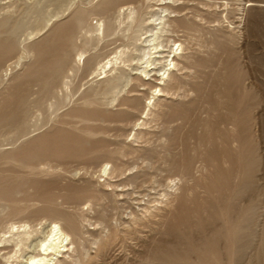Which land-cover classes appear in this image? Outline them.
I'll return each instance as SVG.
<instances>
[{"label": "bare ground", "instance_id": "bare-ground-1", "mask_svg": "<svg viewBox=\"0 0 264 264\" xmlns=\"http://www.w3.org/2000/svg\"><path fill=\"white\" fill-rule=\"evenodd\" d=\"M21 1L0 6V162L10 160L18 163L17 167L0 168V264H97L108 246L120 236L131 230L136 232L140 226L156 231L162 228L178 209L180 199L192 195V187L195 190L202 188L200 192H205V186L200 187L198 182L206 178L212 159L208 158L210 162L206 157L196 159L195 186H189L186 176L180 174L178 181L167 185L156 203L141 205V201L145 203L142 198L140 202L133 203L135 205L129 208L122 222L113 218V223L108 226L97 220L92 228L83 209L75 213L61 207L67 195L74 191L73 187L79 185L82 191H91L85 202L92 209L97 200L120 199L131 194L129 185L139 176L137 173L126 175L127 185L116 189L118 185L113 183L112 177L115 173L125 175L123 167L117 163L102 167L101 183L85 178L77 180L78 184L72 178L59 182L51 179L49 175L53 170L49 166L33 172H22L18 167L33 165V161L60 163V159L79 151L80 147L84 149L80 156L98 149L99 135L105 130L95 122H103L115 113L103 105L114 101L128 105L131 98L121 96L120 92L124 94L122 87L131 83L155 87L157 91L152 90L143 105L144 116L134 124L136 128L130 140L121 142L117 151L120 155L140 153L144 149L140 142L148 140L144 126L156 123L172 112V105L177 100L169 94L178 95V102L184 101L185 104L191 102L192 96L194 98L195 91L184 88L181 77H194L195 74L187 75L182 70L187 64L196 63L200 59L198 54L209 53L213 49V41L199 43V48L194 50L190 43L170 38L169 33L177 28L182 18L172 16V5L163 0L156 4L159 6L157 16L152 10H147L151 7L149 0H140L139 6L129 9L119 8L116 5L118 0H90L87 8L61 21L52 19L67 11L73 0ZM147 14L156 16L153 22H146ZM145 33L149 34L141 39ZM112 35H121L129 42L126 48L100 63L99 56L90 53L91 48ZM15 49H18V61L15 66L6 67V58ZM133 59L143 65L139 74L129 73L124 67ZM157 66L161 70L159 78L155 73L150 74ZM79 71L84 76H94L86 80L87 85L78 90L75 98L72 96L74 99H70L71 77ZM156 79L160 81L156 82ZM106 97L110 98L109 102L104 99ZM211 105L205 103L202 106L201 118L191 141V150L201 153V156L220 144L219 134L212 133L220 127L215 118L220 105L218 102L213 107ZM166 142V139L162 140L163 145ZM235 143L232 139L231 144ZM176 156L164 159L163 163L181 166L183 158L178 160ZM20 200L32 203L22 204ZM16 214H22L21 218L10 220ZM84 234L90 236L86 239L89 246ZM78 246L83 248L81 255ZM3 249L7 251L1 252Z\"/></svg>", "mask_w": 264, "mask_h": 264}, {"label": "rangeland", "instance_id": "rangeland-1", "mask_svg": "<svg viewBox=\"0 0 264 264\" xmlns=\"http://www.w3.org/2000/svg\"><path fill=\"white\" fill-rule=\"evenodd\" d=\"M14 1L22 2L0 0V6ZM89 1L73 0L74 3L67 11L52 20L67 19L79 10L87 8ZM163 1L172 5V16L182 18L177 28L169 33L170 38L177 42L184 40L183 42L190 43L194 50L199 48V43L213 41V49L209 50V53L198 54L200 59L192 65L187 64L182 70L187 75L195 74L194 77H181L182 86L195 91L191 102H178V95L169 94L177 101L172 105L170 115L144 126L148 132V140L140 142L144 149L140 150V153L120 155L117 151L121 142L130 140L131 133L136 128L134 124L144 116L143 105L155 91V87L131 83L122 87L124 94L120 92L121 96L131 98L132 101L130 100L128 105H120L118 101L111 103V107L109 104L103 105L115 113L103 122H95L105 130L99 135L101 140L98 141V149L80 156L84 151L80 147L79 151L75 150L73 154L60 159V163L33 161L36 166L20 165L18 169L22 172H33L49 166L48 168L53 170L50 178L58 182L64 178H72L78 184L77 180L86 178L101 183L103 177L99 176L102 167L105 164L108 166L117 163L123 167L125 175L115 173L112 177L113 183L118 185L116 189L127 185L126 175L137 173L139 176H136L131 186L129 185L131 194L120 199L116 197L114 200H97L92 209H89L85 202V197L91 191L84 192L79 185L73 187L74 191L67 195L61 207L75 213L83 209L92 223V228L97 220H102L108 226L114 220L122 222L126 213L133 208L132 205H135L133 203L140 202L142 198L145 203L141 201V205L156 203L167 185L178 181L180 174L186 176L189 186H195L197 181L193 176L196 159L206 157L209 161L210 158L212 162L209 172L203 181L198 182L200 187L205 186V192H200L202 188L197 187L195 190L192 187V195L180 199L178 209L162 228L156 231L140 226L136 232L131 230L127 235L120 236L108 246L97 264H264V0ZM160 2L161 0H149L151 7L147 10H152L157 16L159 6L156 4ZM137 4L139 6L140 0H118L116 3L122 9L135 8ZM22 8L23 4L20 5L19 12ZM52 9L53 6L50 7V10ZM154 14H147L146 22H153L156 17ZM209 31L212 32L207 33ZM146 34L149 33L142 34L140 38L143 39ZM128 42V39L121 35L108 36L98 46H93L90 53H96L102 63L117 51L126 48ZM137 43H140V40ZM141 45H144V42ZM15 50L6 58V67L16 65L18 49ZM130 62L124 66L125 69L127 67L129 73L139 74L140 66L143 65L136 59ZM158 67L150 73H155L156 78H159L161 73ZM80 72L72 75L68 89L74 98L78 90L87 85L86 80L94 76H84ZM157 81L160 80L156 79ZM71 97L70 99H74ZM104 99L109 102L110 98ZM217 102L220 109L215 118L220 122V127L215 128L212 133L219 134L220 144L214 146L215 150L209 152V155L205 153L206 155L201 156V153L197 154L191 150V141L195 137V128L201 118L202 106L205 103L214 106ZM163 139L167 140L165 145L162 144ZM232 139H235V145L231 144ZM172 155H177L178 160L183 158V164L165 165L164 159L172 158ZM17 164L10 160L4 163L1 161L0 168L9 169L12 166L17 167ZM21 203L29 205L32 202L22 200ZM21 216L22 214H16L11 216L10 220H18ZM97 228L99 231V225ZM87 237L90 236L84 234L85 240ZM86 245L89 246L88 241ZM77 249L81 255L83 248L78 246ZM4 251L7 249L1 250Z\"/></svg>", "mask_w": 264, "mask_h": 264}]
</instances>
